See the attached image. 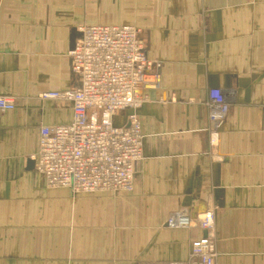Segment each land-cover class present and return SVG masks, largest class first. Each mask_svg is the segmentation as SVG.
I'll list each match as a JSON object with an SVG mask.
<instances>
[{"label":"crops","instance_id":"obj_1","mask_svg":"<svg viewBox=\"0 0 264 264\" xmlns=\"http://www.w3.org/2000/svg\"><path fill=\"white\" fill-rule=\"evenodd\" d=\"M83 25L137 27L151 63L129 193L50 189L35 171L39 128L71 121L41 95L78 88ZM211 89L229 104L214 147ZM0 96L16 106L0 111V264H197L206 231L169 228L180 209L213 212L214 264H264V0H0Z\"/></svg>","mask_w":264,"mask_h":264},{"label":"built area","instance_id":"obj_2","mask_svg":"<svg viewBox=\"0 0 264 264\" xmlns=\"http://www.w3.org/2000/svg\"><path fill=\"white\" fill-rule=\"evenodd\" d=\"M79 33L68 52L78 88L41 95L42 100L70 103L71 121L39 128L35 171L50 189H69L74 194L129 193L135 165L142 159L141 125L135 111L145 102L141 93L151 63L133 25H83ZM204 106L211 124L209 145L214 147L216 128L226 118L229 104L219 89H211ZM15 107L13 99L0 96V111ZM120 111L127 112L125 124L115 121ZM166 225L205 230L204 237L191 243L190 258L197 264H214L211 210L192 218L187 209H180L168 216Z\"/></svg>","mask_w":264,"mask_h":264},{"label":"water","instance_id":"obj_3","mask_svg":"<svg viewBox=\"0 0 264 264\" xmlns=\"http://www.w3.org/2000/svg\"><path fill=\"white\" fill-rule=\"evenodd\" d=\"M32 163V162H31ZM203 213V212H202Z\"/></svg>","mask_w":264,"mask_h":264}]
</instances>
